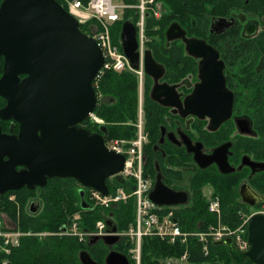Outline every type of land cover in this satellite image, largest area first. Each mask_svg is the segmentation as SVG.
<instances>
[{
  "label": "water",
  "instance_id": "1",
  "mask_svg": "<svg viewBox=\"0 0 264 264\" xmlns=\"http://www.w3.org/2000/svg\"><path fill=\"white\" fill-rule=\"evenodd\" d=\"M169 40L182 38L188 53L201 58L202 84L191 96L198 103L194 114L211 117L210 130H217L231 116L233 97L227 95L222 74L224 64L219 54L205 42L187 40L177 24L167 31ZM122 49L132 69H140L139 44L136 26L127 21L120 36ZM0 97L6 107L0 109V119H13L20 125L19 133L2 134L0 127V195L35 191L45 188L52 179H73L80 190L81 207L91 210L85 200V189H94L104 196L110 193L108 179L124 172L126 157L109 151L107 139L91 134L80 126L94 113L98 98L93 83L104 65L102 50L92 37L81 31L78 20L57 0H4L0 7ZM3 69V72H2ZM144 69L153 74L164 69L147 51ZM23 76H26L22 79ZM201 107V111H200ZM107 136V130L103 129ZM229 145L217 148L212 156L196 153L202 169L217 163L222 174L234 170L227 159ZM245 164V163H244ZM254 172L263 166L251 163ZM251 191V190H250ZM243 202H261L241 188ZM247 196H252L249 201ZM159 206H184L189 203L187 192H176L162 183L159 177L150 193ZM40 203H32L36 213ZM112 234L99 239L110 247L119 242L118 226L111 217L102 215ZM63 231L66 229L63 228ZM249 250L239 251L232 238L222 241L233 264H264V216L255 215L248 222ZM82 264H97L87 252L80 254ZM106 264H130L129 258L111 251Z\"/></svg>",
  "mask_w": 264,
  "mask_h": 264
},
{
  "label": "flooded vegetation",
  "instance_id": "2",
  "mask_svg": "<svg viewBox=\"0 0 264 264\" xmlns=\"http://www.w3.org/2000/svg\"><path fill=\"white\" fill-rule=\"evenodd\" d=\"M3 1L0 0V7ZM158 1L155 0L154 5H157ZM173 1L176 4L177 0ZM198 4L199 8L195 10V13L191 12L188 17H184L186 14L183 13L182 17L175 18L170 23L168 29L174 24L179 25L185 32L187 40L205 42L219 54V60L224 64L222 74L227 95L233 97V106L229 120L217 130H210L211 117L200 118L199 115L193 113V111L199 110L200 99L196 105L191 103L190 99L197 86L202 84L200 71L202 59L188 53L184 39L169 40L168 29L164 40L167 58L169 62L173 57L180 58L177 62L178 68L159 64L152 55L153 59L164 69H155L151 75L146 72V69H124L121 72H109L128 73L138 80L139 106L144 105L142 111L145 114V132L148 136L143 148V160L147 171H151L148 172L152 189L161 177L162 183L169 189L176 192H187L189 197L187 205H189L192 195L197 191L194 189V184L202 173L211 174L214 179L219 178L220 175L228 176V189L233 196L235 207L238 209L237 213L241 217L245 215L248 217L246 231L243 232L244 236L242 234L248 243L249 220L255 215L264 216V0H208ZM165 13L170 14L171 8H166ZM161 18L162 16L157 19ZM138 37L139 31L137 32L139 40ZM151 41L152 38L148 37L145 54L149 51L147 46ZM258 42L261 45L257 48ZM174 48L176 49L174 50ZM3 63L4 58L2 57L0 64L3 65ZM137 72L141 73V78ZM25 77L23 76L22 79ZM103 77L98 86H94L98 98L97 107L109 101L108 97L97 92ZM6 105V100L0 97V109ZM146 106L158 121V126L154 125L151 130H148L147 127ZM95 111L91 115L98 118L99 122L96 124L90 115L80 127L88 130L91 134L104 136L107 142L113 140L109 136V124L99 118ZM138 119L139 117L136 121L113 125L136 129L138 128ZM0 127L2 134L5 135H10L12 129L16 134L20 130V125L13 119L7 121L0 119ZM103 129L107 130V136L104 135ZM137 135L136 131L135 136ZM148 142L151 143L148 146L149 149L147 148ZM223 145H229L227 159L234 171L228 175L222 174L217 163H212L202 169L195 159L196 153L212 156L214 151ZM251 163L260 164L263 169L254 172ZM246 185L249 188V193L252 191L254 195L258 196V199L262 200L261 202L255 205L243 202L241 188ZM205 188L212 191V200L220 201L219 197L215 196V187L212 184H205L200 188L203 196ZM214 196L215 198H213ZM247 199L251 201L253 198L247 196ZM85 200L90 205L86 190ZM90 206L91 210H96L94 206ZM219 206L222 211L221 201ZM252 210L253 212H251ZM103 213L106 217L110 216L114 220L110 213ZM228 228L232 230L230 227ZM233 231L235 232L236 229ZM224 239L218 242L222 244ZM232 239L239 250L235 238L232 237ZM95 245L106 244L101 239L96 242H92V240L88 242L89 247ZM106 246L108 247V245ZM222 246L226 248L224 245ZM248 250L249 245L245 251ZM231 264H233L232 261ZM245 264L253 263L247 260Z\"/></svg>",
  "mask_w": 264,
  "mask_h": 264
},
{
  "label": "trees",
  "instance_id": "3",
  "mask_svg": "<svg viewBox=\"0 0 264 264\" xmlns=\"http://www.w3.org/2000/svg\"><path fill=\"white\" fill-rule=\"evenodd\" d=\"M57 1L64 6L61 0ZM81 1L87 3V0ZM121 1L128 6H136L139 3V0ZM163 1L166 8H171V13L164 12L159 20L154 17L146 19L147 35L152 38L147 48L159 64L178 68L177 62L180 58L173 57L171 62L167 58V48L164 46L166 30L175 18L182 17L183 13L186 14L184 17H188L191 12L195 13V10H198L199 2L205 3L208 0H177L176 4L173 3V0ZM130 20L135 24L138 22L139 13L136 9H126L123 19L115 24L117 34L115 36L112 34V38L121 49L120 31L122 25ZM88 24L85 27L80 25L81 31L86 35H89L87 33ZM259 45L261 43L258 42L257 48ZM97 92H101L109 98L108 103L99 105L95 113L109 124L110 138H134L136 135L135 128L113 124L137 120L139 113L138 80L128 73L108 72L103 77ZM145 110L147 127L148 130H151L154 125L158 124V121L152 116L147 106ZM148 171L145 168L147 175L149 174ZM213 179L211 174L202 173L194 184V189L197 191L192 195L191 203L187 206L178 207L175 211V217L180 222L183 231L189 233L206 232L211 225H217V217L209 212L208 202L200 192V188L205 184H212L215 187V196L219 197L222 205L223 224L232 230L240 226L242 217L238 215V209L235 207L233 196L228 189V176L220 175L219 178ZM111 180V185L108 184L109 179L107 181L111 192L118 187H124L128 191L133 190L132 187L121 183L124 180L118 176L111 178ZM9 196H14L15 201L21 205V218L18 228L24 233L61 232L63 228L71 225L72 218L77 213H82V217L85 219L84 230L87 232H91L96 223L103 220V212H108L113 216L119 231L128 230L136 222L134 199L127 203H120L106 211H99L98 209L84 211L81 209L80 189H78V183L73 179L56 178L49 180L47 186L42 189L29 191L25 188L19 192H10L5 196H0V211L7 212L9 216L17 220L15 201H9ZM33 197H38L40 202V209L34 214L25 208L28 199ZM117 246L118 252L127 255L130 258V263L133 264L129 254L133 244L120 238ZM102 247L106 249V245H102ZM203 247L204 245L196 238H189L187 245L179 243L171 245L159 238L147 237L142 241V264H163L162 261L168 258L180 259L186 251L188 252V264H231L229 253L221 242H211L208 254H205ZM103 248L89 247L88 244H83L74 237L33 235L23 237L20 246L13 250L9 259L10 264H82L80 254L89 249V254L97 264H105L106 251Z\"/></svg>",
  "mask_w": 264,
  "mask_h": 264
},
{
  "label": "built area",
  "instance_id": "4",
  "mask_svg": "<svg viewBox=\"0 0 264 264\" xmlns=\"http://www.w3.org/2000/svg\"><path fill=\"white\" fill-rule=\"evenodd\" d=\"M65 8L72 16H74L80 25L87 24L93 21H98L103 30L89 33L102 50L104 55V65L98 76L96 77L93 86H98V82L109 71L121 72L124 69H132L128 58L123 50L114 43L109 31L110 25L118 23L122 19V11L124 7L116 3V0H87V3L81 0H64ZM155 0H139L137 10L139 11V20L137 27L139 30V49L140 54V69H144V55L148 37L146 35V12L152 10L155 5ZM155 17L159 18L158 12H155ZM138 73V72H137ZM140 78L141 73H138ZM91 118L97 122L99 120L91 115ZM140 132L135 141L111 140L106 143L109 151L116 152L126 157L124 172L118 175L123 180H126V185L132 187V191L118 187L114 191H110L108 196L102 195L94 189H88L89 202L95 207H101L103 210L111 209L112 207L126 203L131 199L135 202L136 222L135 228L132 229V236L136 238L137 250H132L131 254L137 251L135 264H141V243L144 237H157L171 245L177 243L187 245L189 238H196L204 245L205 254L209 253V245L211 242H218L227 237H234L236 245L240 251L248 249V243L238 231L230 230L227 226L221 225L220 219L217 225H211L206 232H185L182 230L180 222L175 217V211L180 206H159L152 202L150 193L152 191V183L149 176L144 170V155L143 148L146 143V138ZM137 140V141H136ZM116 177V176H115ZM114 178V177H113ZM214 201V200H213ZM209 211L221 218L222 211L219 202L211 203ZM97 233L86 232L85 237L103 238L109 235L108 227L104 220L97 224ZM66 233L68 231H65ZM120 232V231H119ZM119 232L117 236H119ZM29 236L22 232L19 228H11L0 221V264H10V256L14 249L20 246L23 237ZM188 258V252L180 259L171 260L173 262H185Z\"/></svg>",
  "mask_w": 264,
  "mask_h": 264
},
{
  "label": "rangeland",
  "instance_id": "5",
  "mask_svg": "<svg viewBox=\"0 0 264 264\" xmlns=\"http://www.w3.org/2000/svg\"><path fill=\"white\" fill-rule=\"evenodd\" d=\"M62 2H63V4H65V1L64 0H61ZM116 3L117 4H119V5H122V7H124V9H123V11H122V13H121V15H122V19H123V14H124V11L126 10V9H136V11L137 12H139L138 10H137V5L136 6H128V5H125L121 0H116ZM165 9H166V7H165V5H164V1L163 0H159L158 1V4L157 5H155V7L152 9V10H148L147 12H146V17H145V21H146V19L147 18H150V17H154L156 20H158L156 17H155V12H158L159 13V15L160 16H162V14L165 12ZM121 19V20H122ZM135 20V19H134ZM133 20V21H134ZM127 22V21H126ZM129 22H131V23H133L134 25H136L137 26V23L135 24L134 22H132L131 20L129 21ZM116 24V23H115ZM115 24H113V25H110L111 27H109V31H110V33H111V36H112V34H114V36L117 34V30L115 29ZM86 26V24H84L83 25V27H85ZM87 33H90V32H94V31H96V30H99L100 31V29H101V31L103 30L102 28H103V26H101V24L98 22V21H93V20H91V22H89V24L87 25ZM138 28V27H137ZM121 30H122V28H121ZM120 36H121V31H120ZM123 50V49H122ZM124 52V51H123ZM97 84H99V82L97 83ZM99 90V89H98ZM143 106L144 105H140L139 106V115H138V117H139V119H138V122H137V125H138V128H136L137 130V133H138V135H139V132H140V129H139V127L141 126V133L143 134V136L145 137V138H147L148 136H147V134H146V132H145V114H144V111H142V109H143ZM98 119V118H97ZM99 120V119H98ZM96 124L98 123L97 121L95 122ZM137 135V136H138ZM137 136H135L134 138H131V139H113V140H124V141H135V139L137 138ZM137 141V140H136ZM150 142V141H149ZM149 142H148V145H147V148H148V146H150L151 145V143L149 144ZM149 149V148H148ZM143 155H144V152H143ZM145 165V164H144ZM144 170H145V166H144ZM148 176H149V178H150V175L148 174ZM121 178V177H120ZM122 179V178H121ZM126 182H128V181H126V180H124V182L122 181L121 183H123L124 185L126 184ZM120 183V184H121ZM108 184L109 185H111L112 184V180L111 179H109V181H108ZM78 189H81V186L78 184ZM124 189H126V188H124ZM87 192H89V190L88 189H85ZM211 196H212V191L208 188H205V190H204V197H205V199L207 200V202H208V205H210L211 203L213 204V203H215V202H219L220 203V201L219 200H215L214 199V201L212 200V198H211ZM213 198H215V196L213 197ZM218 198V197H217ZM8 199H9V201H15L16 200V198L14 197V196H9L8 197ZM38 197H33V198H29L28 199V201H27V205H26V209H27V211L29 210L30 211V206H31V204L32 203H40L39 201H38ZM89 200V199H88ZM81 202V201H80ZM15 203V206H16V209H17V220H14L11 216H9L8 214H7V212H4V211H0V221L1 222H3L6 226H8V227H11V228H14V229H16V228H18V223H19V221H20V218H21V205H20V203L19 202H14ZM90 203V205H92L91 204V201L89 202ZM127 203V202H126ZM93 206V205H92ZM95 207V206H94ZM96 209H101V207H95ZM40 209V208H39ZM82 209V208H81ZM103 210V209H102ZM106 211V210H105ZM251 212H253V210L251 211ZM217 217V216H216ZM247 216L245 215L244 217H242V222H241V224H240V226L236 229V231H238V233L239 234H237V235H242L243 234V232L244 231H246V220H247ZM219 219H220V223H221V225H224L223 224V222H222V216H221V218H218L217 217V224H218V222H219ZM84 217H82V213H77V214H75L74 216H73V218H72V222H71V225L70 226H68V227H65L64 229H66V231H68L67 233L65 232V231H63V229L61 230V232H58V233H41V234H33L32 232H27L26 234H28L29 236H33V235H38V236H43V237H46V236H60V237H74V238H76V239H78L79 240V242H81V243H83V244H88V242L89 241H91L93 238H96V237H92L91 239L90 238H88V237H85L84 236V233H86L87 231L86 230H84ZM103 220H104V218H103ZM102 221V220H101ZM105 221V220H104ZM114 221V220H113ZM99 222V221H98ZM98 222L96 223V225H95V228L91 231L92 233H97V224H98ZM135 224H132L129 228H128V230H123V231H120L119 232V238H123V239H126L128 242H130L131 244H133V247L130 249V251H129V254L131 255V259L133 260V262H134V264H135V262H136V259L134 260V258L132 257V256H134V257H137V251L136 252H134L133 254H131V252H132V250H137V248H136V238L135 237H133L131 234H132V229H134L135 227ZM243 236H244V234H243ZM144 238H147V237H144ZM143 238V239H144ZM152 238H154V237H152ZM157 238V237H156ZM143 239H142V241H143ZM95 248H103L102 246H97V245H95L94 246ZM104 249V248H103ZM204 247H203V251H204ZM88 251H85V252H87L88 254L90 253V250L89 249H87ZM105 251H106V256H105V260H106V257H107V255L111 252V251H119L118 250V246H112V247H107L106 246V249H104ZM120 253V252H119ZM90 255V254H89ZM127 256V255H126ZM90 257H91V255H90ZM128 257V256H127ZM92 258V257H91ZM129 258V257H128ZM172 258H168V259H165V260H163L162 261V263L163 264H188L187 263V261H185V262H181V261H179V262H173L172 260H171ZM188 259V258H187ZM94 261V260H93ZM129 261H130V258H129ZM105 264H106V262H105ZM131 264V263H130ZM141 264H142V243H141Z\"/></svg>",
  "mask_w": 264,
  "mask_h": 264
},
{
  "label": "bare ground",
  "instance_id": "6",
  "mask_svg": "<svg viewBox=\"0 0 264 264\" xmlns=\"http://www.w3.org/2000/svg\"><path fill=\"white\" fill-rule=\"evenodd\" d=\"M63 7H64V6H63ZM158 24H159V23H158ZM112 25H113V24H112ZM137 30H138V29H137ZM138 31H139V30H138ZM138 31H137V32H138ZM138 38H139V37H138ZM138 43H139V42H138ZM91 211H92V210H91ZM231 238H232V237H231ZM133 264H134V263H133Z\"/></svg>",
  "mask_w": 264,
  "mask_h": 264
}]
</instances>
